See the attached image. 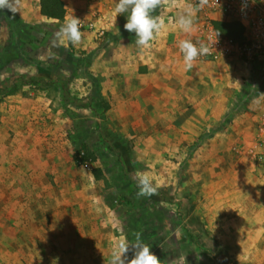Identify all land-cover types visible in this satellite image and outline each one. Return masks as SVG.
<instances>
[{
    "label": "rangeland",
    "instance_id": "rangeland-1",
    "mask_svg": "<svg viewBox=\"0 0 264 264\" xmlns=\"http://www.w3.org/2000/svg\"><path fill=\"white\" fill-rule=\"evenodd\" d=\"M37 3L22 0L14 16L0 10V168H11L0 171V264H89L86 254L97 238L85 221L97 218L113 234L108 247L121 238L134 242L140 233L164 264H264V178L223 174L214 156L217 138L237 134V124L252 127L245 116L264 92V69L222 59L201 64L219 91L213 113L221 119L187 128L189 137L194 129L199 137L181 157L178 150L164 152L163 141L148 144L145 134L122 135L105 121L98 79L86 77L87 49L67 40L52 46L62 23L42 19ZM163 6L174 24L187 2ZM128 14H119L123 27ZM21 76L42 81L21 84ZM14 81L18 87L11 89ZM47 149L57 151L54 160ZM78 150L87 156L82 164L74 160ZM46 160L51 168L44 173ZM137 171L158 184L155 195H137ZM79 184L92 186L93 205ZM51 195L57 201L47 206ZM112 249L101 264H110ZM133 256L130 249L127 261Z\"/></svg>",
    "mask_w": 264,
    "mask_h": 264
},
{
    "label": "crops",
    "instance_id": "crops-1",
    "mask_svg": "<svg viewBox=\"0 0 264 264\" xmlns=\"http://www.w3.org/2000/svg\"><path fill=\"white\" fill-rule=\"evenodd\" d=\"M63 1L67 9L65 17L74 15L81 19L82 25L85 26L82 31V41L77 46L88 51L86 77L92 83L94 78L98 79L100 95L107 103L103 110L105 121L117 127L122 135L129 134L131 130L135 133L130 134L133 138L145 134L147 136L145 142L148 144L163 141L164 152L173 154L178 150L181 157L187 156L189 142L195 138L193 135L199 137L197 136L199 132L194 133L195 129L190 130L192 136L189 137L187 128L203 127L209 121L221 119V114L217 116L213 113L214 96H219V91H216L215 87L212 88L210 82L205 80L201 70V64L214 63L218 60L194 62L191 69L186 68L178 43L182 39H191V34L183 32L177 23L166 22L169 14L166 7L162 18L164 27L160 34L147 48L141 49L129 40L128 35H122L119 39L114 37L125 31L119 23V15L117 16L114 11L118 0ZM37 6L38 14L42 19H46L53 25L64 23V20L43 17L40 14V0ZM97 35L99 39H96ZM64 46L65 44L62 45ZM92 51L97 53L93 54ZM87 85L91 87V84L87 83ZM93 95H95L94 92ZM254 108L255 101L250 109L252 112L245 116L249 121L252 119L254 126L243 130V124H237L236 127L239 129L237 134L228 130L215 140L214 156L217 159L218 169L223 174H239L245 177L255 172L264 178V171L255 166L246 154H238L233 150V147L239 143L245 142L247 145L251 143L257 127ZM209 109L211 114L206 117L203 113ZM55 138L54 135L49 137V139ZM49 150H43V152ZM47 152L45 154H48ZM54 153L57 151L51 149L49 153L51 160H54L56 155ZM47 164L46 160L41 167L44 173L51 168L49 164V167L45 166ZM10 170L9 166L0 168V171L4 172ZM236 184H238L237 181ZM78 186L80 192L89 193L86 199L87 206L93 205L90 194L93 191L92 186H84V184ZM56 201V197L51 195L47 197L45 205L52 206ZM85 222L89 223L86 225V230L90 235L92 234V237L97 238L96 246L87 251L86 257L91 258L88 260L89 264L97 262L101 264L112 249L108 247L110 243L108 237H113V234L109 233L106 221L103 222L102 219L89 221L86 219ZM82 229L85 228L82 227ZM50 251L52 252L53 248Z\"/></svg>",
    "mask_w": 264,
    "mask_h": 264
},
{
    "label": "clouds",
    "instance_id": "clouds-1",
    "mask_svg": "<svg viewBox=\"0 0 264 264\" xmlns=\"http://www.w3.org/2000/svg\"><path fill=\"white\" fill-rule=\"evenodd\" d=\"M164 4V0H118L114 9L117 16L129 13L124 29L136 34V45L147 48L160 34L164 27V20L155 15L156 10ZM208 4V0H198V5H189L176 19L179 28L185 33L194 31L195 11ZM22 0H0V10L8 9L13 16L21 12ZM82 20L76 16L65 17L64 23L55 33L52 46L59 47L65 44V40L72 45H79L82 41ZM179 50L183 54V62L186 68L191 69L194 62L201 56L209 54V47L204 42H193L191 39H182L178 43ZM133 178L139 188L138 196H152L157 193L158 184L147 172L134 173ZM134 242L121 238L113 247L110 264H164L155 253L151 251L149 244L141 241L140 233H134ZM134 250V256L127 261L126 254Z\"/></svg>",
    "mask_w": 264,
    "mask_h": 264
},
{
    "label": "built area",
    "instance_id": "built-area-1",
    "mask_svg": "<svg viewBox=\"0 0 264 264\" xmlns=\"http://www.w3.org/2000/svg\"><path fill=\"white\" fill-rule=\"evenodd\" d=\"M187 7H196L198 0H186ZM214 22H238L244 28L240 41L220 35ZM193 42L201 41L209 47V54L195 62L218 59L255 64L264 69V0H208L195 11ZM256 132L249 145L237 144L233 150L246 154L253 164L264 171V92L255 100Z\"/></svg>",
    "mask_w": 264,
    "mask_h": 264
},
{
    "label": "trees",
    "instance_id": "trees-1",
    "mask_svg": "<svg viewBox=\"0 0 264 264\" xmlns=\"http://www.w3.org/2000/svg\"><path fill=\"white\" fill-rule=\"evenodd\" d=\"M162 13H164L163 5L159 7L154 14L160 15ZM40 14L43 17H46L51 20L62 21L64 20L67 14V9L65 7V3L63 0H40ZM214 27L220 35H223L227 38H231L235 41H240L244 34V28L238 22H214ZM106 35H108V33H106ZM122 35H128L129 40L135 43L136 34L134 32H129L126 30V32H121L118 36H114V37H117L116 39H119ZM67 43L69 47L73 46L69 41H67ZM19 81L21 84H38L42 80L34 76L31 77L21 76L19 78ZM17 87H18V83L14 81V83L11 86V89H16ZM81 152L82 150H78L74 156V160L78 164H82L85 162V160H87V156L80 157ZM99 174H100L99 171L95 172V177L98 178Z\"/></svg>",
    "mask_w": 264,
    "mask_h": 264
}]
</instances>
